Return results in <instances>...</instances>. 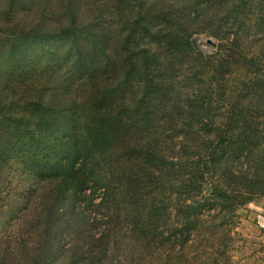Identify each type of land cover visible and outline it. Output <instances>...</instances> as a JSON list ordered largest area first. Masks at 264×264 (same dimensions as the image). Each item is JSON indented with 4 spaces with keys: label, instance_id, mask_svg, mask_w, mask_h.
<instances>
[{
    "label": "trees",
    "instance_id": "16d2710c",
    "mask_svg": "<svg viewBox=\"0 0 264 264\" xmlns=\"http://www.w3.org/2000/svg\"><path fill=\"white\" fill-rule=\"evenodd\" d=\"M16 172L0 264H229L264 198V0H0V208Z\"/></svg>",
    "mask_w": 264,
    "mask_h": 264
},
{
    "label": "rangeland",
    "instance_id": "374dc122",
    "mask_svg": "<svg viewBox=\"0 0 264 264\" xmlns=\"http://www.w3.org/2000/svg\"><path fill=\"white\" fill-rule=\"evenodd\" d=\"M202 46L207 50L209 47L203 39ZM16 172L13 176L14 189L5 203L0 208V235L11 234L17 224L19 213V191L26 192L27 184ZM17 187V188H16ZM239 218L234 226V240L231 244L229 264H258L259 255L256 253L264 250L263 231L259 230L255 221L264 222V198H255L239 208Z\"/></svg>",
    "mask_w": 264,
    "mask_h": 264
},
{
    "label": "crops",
    "instance_id": "0c3cea01",
    "mask_svg": "<svg viewBox=\"0 0 264 264\" xmlns=\"http://www.w3.org/2000/svg\"><path fill=\"white\" fill-rule=\"evenodd\" d=\"M254 223L257 224L259 230L263 231L262 239L264 240V222L261 224V221H255ZM256 255H259L257 260H259L261 264H264V250L256 253Z\"/></svg>",
    "mask_w": 264,
    "mask_h": 264
},
{
    "label": "water",
    "instance_id": "95a60500",
    "mask_svg": "<svg viewBox=\"0 0 264 264\" xmlns=\"http://www.w3.org/2000/svg\"><path fill=\"white\" fill-rule=\"evenodd\" d=\"M205 42H206L207 44H211V45L214 44V41H213L212 39H210V38H205Z\"/></svg>",
    "mask_w": 264,
    "mask_h": 264
},
{
    "label": "built area",
    "instance_id": "2783aa9c",
    "mask_svg": "<svg viewBox=\"0 0 264 264\" xmlns=\"http://www.w3.org/2000/svg\"><path fill=\"white\" fill-rule=\"evenodd\" d=\"M258 264H261V263H258Z\"/></svg>",
    "mask_w": 264,
    "mask_h": 264
}]
</instances>
